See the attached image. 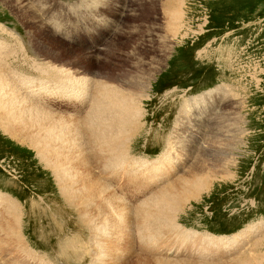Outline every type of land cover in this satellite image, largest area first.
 <instances>
[{
	"label": "rangeland",
	"instance_id": "obj_1",
	"mask_svg": "<svg viewBox=\"0 0 264 264\" xmlns=\"http://www.w3.org/2000/svg\"><path fill=\"white\" fill-rule=\"evenodd\" d=\"M16 4L39 9L43 18L40 26L33 28L23 20ZM23 4L21 0H0V23L21 39L18 45L10 38L8 42L24 50L18 48V53L15 49L17 53L13 51L7 59L9 68L20 76L17 82L12 80L14 86L19 87L18 82L25 79H36L44 67L43 77L52 65L66 69L85 86L103 81L101 84L110 87L129 89L126 83L134 78L149 80L151 85L140 104V130L125 146L129 164L121 166L127 167L124 170L108 162L97 163L91 143H86L80 159L66 170H52L40 162L28 143L0 129V228L4 224L0 231V264H158L153 258L173 264H234L255 250L252 248L259 238L262 245L255 252H264V0H26ZM172 5L181 8L178 20L174 19ZM41 26L46 28L38 32ZM47 78L42 79L44 89L51 85ZM81 90L88 92L83 87ZM46 95V104L33 100L41 110L82 121L86 108L79 106L75 114L80 115L67 114L55 106L58 98L47 99ZM205 96L210 99L202 102ZM222 110L226 115H220ZM191 116L197 121L191 123ZM225 150L227 159L206 156L213 151L220 156ZM198 158L200 161H196ZM229 160L232 164L224 165ZM202 161L207 166L215 163L219 168L229 167V173L214 179L207 191L186 202L182 210L176 209L173 224L191 234L187 243L174 244L175 235L161 233L160 239L153 235L155 238L147 236L146 240L143 230L136 227L146 219L138 217L136 209L187 171L198 172L197 165ZM158 166L165 167V171L155 181L150 175ZM137 170L145 176V182H155L130 201L131 176ZM117 173L122 176L117 177ZM99 174L110 182L109 194L120 198L125 206L114 212L117 200L112 199L113 205L109 206L99 198L98 205L114 213L102 216L106 224H97L95 234L89 224V219L97 216L95 208L87 214L88 220L81 218L84 211L69 203L64 187L70 183L87 191L93 185L92 178ZM114 176L116 180L111 182ZM12 202L18 211L19 228L15 231L5 226L11 220L8 205ZM124 208L127 211L123 213L129 216L124 218L127 227L121 231ZM156 226L159 228L153 223L148 227L150 234L156 232ZM250 228L255 235L248 237L242 251L224 249L222 259L199 257L201 249L190 244L194 239L204 240L203 234L209 236L205 245L218 248L224 237ZM11 231L17 236L11 237ZM141 233L144 241L139 237ZM164 239L170 249H184L192 255L176 257L171 250H165L164 255L155 251L164 245Z\"/></svg>",
	"mask_w": 264,
	"mask_h": 264
},
{
	"label": "bare ground",
	"instance_id": "obj_2",
	"mask_svg": "<svg viewBox=\"0 0 264 264\" xmlns=\"http://www.w3.org/2000/svg\"><path fill=\"white\" fill-rule=\"evenodd\" d=\"M14 2H16V1H14ZM24 2H26V0H21L22 4ZM174 3H173V5H174ZM169 4H171V3H169ZM23 5H25V4H23ZM23 5L18 6V4H16V6H17L16 8H17L19 14L22 16V19L25 20L26 22L30 23L33 28H35L37 26L39 27L41 20H43V18L41 17V14H40L41 12L39 11V9L35 10V9H33L34 7L33 8L31 7V5L29 7H27L28 6L27 4H26V7ZM173 5H172V8H173ZM177 6L178 5L174 6V8H173L174 9L173 15H175V18H174L175 20H178L177 14H180L182 12V11H180L181 8L177 7ZM179 11H180V13H179ZM42 26L38 30V32L40 30L46 28V27H42ZM35 31H36V29L34 30V32ZM28 32H30V31H28ZM28 32H26V33H28ZM14 35L17 36V34H14L12 29L10 30L9 27L4 26V24L0 23V37H1L0 38V129L4 133L9 134L13 139L18 140L19 142H22L23 144L28 143L29 147L31 146L35 150L40 162H42L43 164L46 163L44 165L47 168H50L52 170L54 168H62V167L64 170H66L73 162L79 160L80 157L82 156L85 148H87L86 143H91L92 150L94 152V156H95L97 163L108 162L107 163L108 165L111 164L114 166H120L121 170H124L125 168H127V167H123V168L121 167L122 165L125 166V164H127V165L129 164V159L125 156V154L128 153V151H127L128 149H126L125 146L127 143H129V141L131 140L132 136L136 133V131L140 130L139 127H140L141 123L138 122L140 116L142 115V111H141L142 106H140V104H141L142 98L147 96L145 91H147L149 89L151 82L149 80L148 81L146 80L144 82L142 79H145V78H141L142 81H140L136 78L129 80V78H128L129 81L128 82L126 81L127 82L126 84H127L129 89H121L123 86H121V88H119L120 87V86H118L119 84L116 85L118 87H112V86L110 87L106 84L105 85L101 84L103 81L101 83L99 82V84H94L95 86H87V85L85 86V85L81 84L80 80L78 81L77 79L73 78L74 76L71 73L67 72L66 69H65V71H62L60 69V67H58L56 65H52L48 69L45 68L47 71H46L45 75H43V77H46V78L49 77V79L47 78V82L51 85H47L46 86L47 89L43 88L44 86L42 83V79H43L42 74H44L42 71L44 70V67L39 69L38 72L40 73V75L38 77L35 75L37 77V78L35 77L36 79L22 80L21 81L22 83L18 82L19 87H16V86H14V84H12L13 83L12 80L17 82V80L20 78V76L18 78L17 76L19 74H16L14 72V70H11L9 68L10 67L8 64L9 61L7 60L9 58V56L12 57L13 51H15V49L17 50L18 53L21 52V51H18V48H20L19 47L20 45L17 47V45L20 42L19 41L20 38H18V37L15 38ZM9 38L12 40H15L14 42L17 44V45L15 44L16 47L11 45V43L8 42ZM13 38H15V39H13ZM26 38H28V37H26ZM50 38H51V36H50ZM40 39H41V37H40ZM45 40H47V39H45ZM116 40H117V38H116ZM17 41H19V42H17ZM46 42L47 41H45V43ZM22 45H23V43H22ZM22 45H21V47H22ZM30 46H32V45H30ZM39 47H41V46H39ZM37 49H39V48H37ZM21 50H23V49H21ZM29 50H30V48H29ZM29 50H27V51H29ZM58 50L60 51V49H58ZM33 51H34V49H33ZM17 52L15 51L14 53H17ZM20 55H21V53H20ZM36 55H38V54H36ZM24 56H25V54H24ZM30 57H29V59H30ZM33 57H34L33 60L37 59V58H35V56H33ZM13 59H15V58H13ZM29 59H27V61ZM14 61H16V60H14ZM26 63L28 64V62H26ZM35 63H37V62H35ZM29 65H31V64H29ZM32 65H34V64H32ZM36 66H38V65H36ZM29 68H31V67H29ZM33 68H35V66ZM15 70H16V66H15ZM49 70H51V71H49ZM142 70H144V69L142 68ZM30 72L33 73V72H35V70L30 71ZM61 72L65 73L66 81L62 79ZM139 73H141V72H139ZM148 74L150 76V73H148ZM102 75H104V74H102ZM140 75L142 76L143 74L141 73ZM133 76H135V75H133ZM29 77H31V76L29 75ZM108 79H110V78L108 77ZM115 79H117V78H115ZM74 80H75V82H74ZM94 80H96V79H94ZM97 81H99V80H97ZM83 82H84V84H86L84 80H83ZM116 84H117V82H116ZM81 87L87 89L88 92L85 93L84 90H81ZM93 87H94V89H93ZM32 90H34L37 93V95H38L37 98H41L40 100L34 99V97L32 96ZM135 90H137V92ZM23 93H26L25 96H23V95L21 96V94H23ZM27 94H29L31 98L26 96ZM44 94H47L46 95L47 99H48V96H51V97L56 98V99L58 98L55 106L64 113H67V114L71 113L73 115H80V114H75L79 110V106H82L81 109L86 108V110H85L86 113L84 114L82 121L79 118L78 119L79 123H78L76 120L66 118L63 116H58V115L48 113V112L41 110L34 103L33 100H38L39 103L42 104L44 102V104H46V100L43 96ZM91 96H92V98H91ZM77 97L79 99H77ZM204 98L202 99V102L204 101ZM75 101H78L79 103L75 102ZM49 105H47V106H49ZM191 105L193 106V104H191ZM210 106H211V103L208 105V107H210ZM57 111H59V110H57ZM207 111L211 112V109H208ZM219 113H220V115H226L225 110H222ZM200 114L202 115V113H200ZM199 116L193 115V117H195V118H198ZM192 121H197V120L192 118V116H191V123H193ZM195 124L197 125V122ZM98 148H100L101 150H98ZM226 150H228V149H226ZM226 150H225V153H223V155H220V156L217 155L214 151L211 152L210 154L207 153L206 156L210 157V158L221 159V160L227 159L228 158V152ZM229 154H230V152H229ZM199 159L200 158H198L196 161H200ZM199 163H200V165L199 164L197 165L198 168L196 166V168L199 169L198 172H195L193 170L187 171L186 173H184L180 177V179L177 182H174L171 185L166 186L157 196L153 197V199L149 201L150 203L147 200L144 207H140V208L136 209L138 217L146 219V220H144V222H139V224H136V227L139 230H143V233L146 235V240H147V236L151 237V238H155L157 236L156 238L160 239L161 235H159V233H161V234H165V235L171 236V237L173 235H175L174 238L175 237L176 238H175V242H173L174 244H178V243H181V244L184 243L185 244V243H187V241H186L187 236H190L191 234H186V233L182 232V230H180L179 228H177L173 224V217L174 216L176 217V215H175L176 209H178V208L181 209V207L186 202H188L191 199L198 198L202 193L207 191L210 188V185L212 184V181L214 179H217L220 176L228 175V173H229L228 168L229 167H224V165L227 163H229V165H231L232 161L229 160L228 162H223L224 165L221 168H219V166H220L219 164H215V163L210 164L209 166H207L203 161L199 162ZM194 168L195 167H193V169ZM189 169H190V167H189ZM164 171H165V167H160V166L155 167V171H152L153 173H151V175H150L151 179L153 178V180H154L157 176L163 177ZM132 173L133 174L131 177H133V178H131V177L130 178L133 181H132L131 188H130L131 189L130 194H133V196H132L130 201H133L135 199V197H137L138 195H140L143 192V189L147 188L148 186H151V184L156 181V179H155V181L152 182L150 179V181H149L150 183L145 182L144 181L145 176L142 175V172H140L139 170H137L136 172H132ZM121 174L117 173V177H119V175L122 176ZM125 174H126V172H125ZM114 180H116V176H114L111 179V182ZM91 182L93 183V185H90L89 188L87 189V191H85L84 189H81V188H75L72 184L66 183L65 187H64L66 193H64V196L68 195V199H69L70 204H75L77 207L82 208L80 210H83L84 212L82 214H80V215H82L81 218L83 217L84 219L88 220L89 218H88L87 214L88 213L91 214L93 208H95V213L97 214V216H96L97 218L94 217V218L89 219V224L91 225V227L94 230V233L96 234L95 230L97 229V227L99 229V225L97 226V224H102V225L106 224V223H103V220H102L103 217L102 216L107 215L108 213L113 214L117 210H120L121 205H124V204L122 203V200L120 198H118L116 196H114V198H113V196L110 195L111 194L110 190H109L110 187H109V185H107L110 182L104 181L100 174L97 177L94 176L92 178ZM106 194H108L109 197H106L105 196ZM117 196H119V194ZM99 198H101V199L104 198L105 203H108L109 206L113 205L112 199L117 200L118 204L115 207H112L113 208L112 211H114V212H111L110 210H105L104 209L105 207L99 206L98 205ZM13 202H15V201H13ZM13 202L8 205V207H9L8 219H11V220L10 221L8 220V222L6 223L5 226L9 230L15 231L17 229L16 228L17 226L19 228V225H16V223L18 222L16 220V218H17L16 216H18V211L16 213V207L14 206ZM97 208H99V210H98L99 212H97ZM106 208L109 209V207H106ZM11 209H13V211H11ZM121 211H122V213L120 214V216L125 221L121 222L122 223L121 226L120 225H118V226L121 227V231H122L124 228L127 227L126 223L128 222L124 218L128 217L129 215H128V213H123V211H125V212L127 211L126 208L122 209ZM148 219H151V220H149L147 223ZM152 223L155 225H158L159 228H157V226H156V228H157L156 232L153 230L152 234H150L151 229L148 227ZM176 225H178V224H176ZM2 228H4V224L2 225ZM2 228H0L1 229L0 231H2ZM132 231L131 232L134 235L137 234V231H134V230H132ZM248 231H251V228ZM248 231H245V232L239 233V234H235V235L233 234V236H231V237H229V236L224 237L222 244L218 248H211L210 246L205 245L204 241L208 242V240H206V238L209 236H205L203 234H200V235L204 240L194 239L192 242H190V244H193V245H195L201 249V251L198 252L199 257L212 256V255H210V252H214L216 249H219V248H222V249H225L228 251H231L232 249H235V250L238 249V251H242V248L245 247L244 244L247 242L248 237H250L251 235H255L254 231L253 232L252 231L248 232ZM10 233L12 234V231ZM20 234H22V233H20ZM15 235L17 236V234H12L10 236L12 237ZM102 235H103V233H102ZM153 235H155V237ZM211 235H210V237L212 239L217 238L216 236L213 237ZM1 236H2V234H1ZM6 236L8 237L9 234ZM139 237L141 240H143V238L145 239V237H143L142 233L139 235ZM22 240H24V239H22ZM177 240H179V241H177ZM23 242L24 241H22V244H23ZM13 244H11V245H13ZM74 244H76V241L74 242ZM261 245H262L261 239L259 238L255 243V247L253 246V248H252L255 250H252V251L248 252L246 255H244L243 257L237 259L234 262V264H264V252H262V253H256L255 252L257 249H260L259 247ZM68 247H70V246H68ZM176 247L178 250L179 246H176ZM109 249L111 250L112 248H109ZM109 249H108V252H109ZM148 253H149V255L152 254L151 251H148ZM68 255L70 256V253ZM78 257H79V255H78ZM147 257L148 256H146L144 258H147ZM38 258H39V256H38ZM72 258L73 257H71L70 259H72ZM222 258H223V256H221L220 259H222ZM75 259H77V258H75ZM150 259H152V258H150ZM153 259L157 260L158 264H173V262L166 260V259H159V258H153ZM196 261H197V259H196ZM46 262H48V261H46ZM175 262H178V261H175ZM218 263H219V261H218Z\"/></svg>",
	"mask_w": 264,
	"mask_h": 264
},
{
	"label": "water",
	"instance_id": "obj_3",
	"mask_svg": "<svg viewBox=\"0 0 264 264\" xmlns=\"http://www.w3.org/2000/svg\"><path fill=\"white\" fill-rule=\"evenodd\" d=\"M32 96L34 97V99H38V100L41 99V98H37L38 95H37V93L34 90H32Z\"/></svg>",
	"mask_w": 264,
	"mask_h": 264
},
{
	"label": "trees",
	"instance_id": "obj_4",
	"mask_svg": "<svg viewBox=\"0 0 264 264\" xmlns=\"http://www.w3.org/2000/svg\"><path fill=\"white\" fill-rule=\"evenodd\" d=\"M208 99H210L208 96H206L205 98H204V101L203 102H206V101H208ZM212 101V100H211ZM211 101H210V103H211ZM209 102H208V105L210 104Z\"/></svg>",
	"mask_w": 264,
	"mask_h": 264
}]
</instances>
